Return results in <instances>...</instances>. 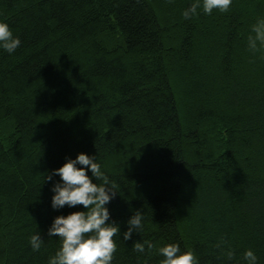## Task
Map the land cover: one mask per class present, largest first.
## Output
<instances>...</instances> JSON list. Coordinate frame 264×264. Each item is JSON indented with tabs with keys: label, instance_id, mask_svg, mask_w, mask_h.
Listing matches in <instances>:
<instances>
[{
	"label": "trees",
	"instance_id": "1",
	"mask_svg": "<svg viewBox=\"0 0 264 264\" xmlns=\"http://www.w3.org/2000/svg\"><path fill=\"white\" fill-rule=\"evenodd\" d=\"M191 2L0 0L21 38L0 50V264H47L53 219L83 206L54 210L59 177L45 178L80 152H98L119 185L115 264H138L141 239L178 242L199 264H244L252 248L264 264V54L247 48L264 4L187 21ZM136 209L145 230L123 241Z\"/></svg>",
	"mask_w": 264,
	"mask_h": 264
},
{
	"label": "clouds",
	"instance_id": "2",
	"mask_svg": "<svg viewBox=\"0 0 264 264\" xmlns=\"http://www.w3.org/2000/svg\"><path fill=\"white\" fill-rule=\"evenodd\" d=\"M261 3L264 4V0ZM232 4L233 0H192L182 11V18L190 21L199 16L201 11L204 15H211L214 10L226 13ZM251 33L254 35L249 34L247 37L249 52L254 57L264 54V18H257ZM20 46V36L14 34L7 21L0 20V50L11 55ZM54 176H58L59 180L52 183V208L83 207L53 219L47 235L58 238L59 247L48 256L47 264H115L121 226L110 219L108 205L120 191L98 152L92 155L80 152L75 158L66 157L65 163L53 169L45 180L51 182ZM145 224L144 212L141 209L133 211L127 220V230L122 233L123 241L130 240L134 233L142 235ZM28 244L33 252H39L44 247L45 240L38 229L30 234ZM215 247L220 249L225 260L234 259L235 252L223 238L217 241ZM154 249L156 255L162 257L156 264H199L191 248L182 250L178 242L167 243L158 249L150 240H136L132 244V250L138 254V264H153ZM242 259L244 264H259V257L252 248L244 250Z\"/></svg>",
	"mask_w": 264,
	"mask_h": 264
}]
</instances>
